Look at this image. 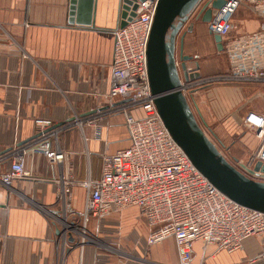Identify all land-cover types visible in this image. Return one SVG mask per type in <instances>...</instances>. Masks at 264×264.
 <instances>
[{
  "label": "crops",
  "instance_id": "crops-1",
  "mask_svg": "<svg viewBox=\"0 0 264 264\" xmlns=\"http://www.w3.org/2000/svg\"><path fill=\"white\" fill-rule=\"evenodd\" d=\"M70 2L0 0V175L11 167L5 155L35 137L38 120L62 125L78 116L94 121L59 135L64 153L61 165L29 153L24 169L31 176L15 180L10 187L0 183V264H179L173 238L147 246L154 229L138 208L114 213L100 223L91 220L81 245L79 235L71 231L66 232L64 242L61 239L72 224V213L85 208L87 191L78 183L98 182L104 155L130 146L126 116L110 113L123 103L111 96L114 31L119 27L121 0H95L94 10L91 0L89 15L85 10L78 22L77 18L70 22ZM260 29L261 19L241 6L232 18L230 35L239 37ZM207 35L215 48L213 35L209 31ZM188 47L185 55L189 56ZM227 70L198 69L202 76ZM224 86L228 87L217 92V101L227 97L232 106L224 109L221 99L219 115L231 110L239 122L223 120L221 125L231 129L217 128L216 137L223 146L231 141L226 145L231 162L241 166L262 145L257 135L244 130L243 118L249 111L264 115V85ZM234 147L238 150L233 153ZM60 180L74 184L66 203L56 197ZM133 217L142 222L143 232L136 229L125 236L122 222ZM194 250V264H264L257 238L247 239L243 249L233 254L213 255L214 248L205 254L200 243Z\"/></svg>",
  "mask_w": 264,
  "mask_h": 264
},
{
  "label": "built area",
  "instance_id": "built-area-1",
  "mask_svg": "<svg viewBox=\"0 0 264 264\" xmlns=\"http://www.w3.org/2000/svg\"><path fill=\"white\" fill-rule=\"evenodd\" d=\"M214 1L201 0L193 14L202 13ZM158 3L159 0L138 1L133 21L114 31L111 96L121 98L123 103L110 113L121 112L126 116L130 146L104 155L98 182L78 183L87 191L85 208L81 213H72V224H68L61 239L64 242L66 232L71 231L79 235L81 245L86 241V227L91 220L100 223L114 213L138 208L154 229L147 246L173 238L179 264H194L196 243L203 246L205 254L209 248H214L213 255L233 254L242 250L250 238L260 240L259 259H264V212L242 206L218 190L177 144L157 110L147 51ZM241 6H247L261 19V29L254 34L231 37L232 18ZM209 30L223 39L229 71L204 77L197 67L187 65L186 79L185 72L180 70L181 84L177 91L186 97L193 110L197 108L195 97L209 85H264V0H226L209 22ZM92 122L78 116L62 125L48 119L38 120L35 137L5 155L11 160V167L0 175V183L10 187L15 180L31 176L24 169L29 153L43 155L51 164L61 165L64 153L58 144L59 135ZM243 125L262 141L248 167L253 169L259 161L264 165V115L249 111ZM244 173L264 183V172ZM56 183L57 199L70 201L73 181Z\"/></svg>",
  "mask_w": 264,
  "mask_h": 264
},
{
  "label": "water",
  "instance_id": "water-1",
  "mask_svg": "<svg viewBox=\"0 0 264 264\" xmlns=\"http://www.w3.org/2000/svg\"><path fill=\"white\" fill-rule=\"evenodd\" d=\"M138 1L145 0H121L119 28L136 17ZM200 1L159 0L147 51L151 91L166 128L195 167L231 200L264 212V183L254 181L244 173L258 175L264 172V165L259 161L253 169L247 164L239 166L240 169L229 161L203 131L186 97L177 91L181 84L180 70L185 72L187 63L192 60L185 55V35L181 32ZM225 2L215 0L203 11L202 21L211 22ZM85 10L89 15L91 0H71L70 22H75L76 18L80 21ZM213 38L218 51H223L222 37L213 35ZM184 76L187 79L186 72Z\"/></svg>",
  "mask_w": 264,
  "mask_h": 264
},
{
  "label": "rangeland",
  "instance_id": "rangeland-1",
  "mask_svg": "<svg viewBox=\"0 0 264 264\" xmlns=\"http://www.w3.org/2000/svg\"><path fill=\"white\" fill-rule=\"evenodd\" d=\"M193 19V18H192ZM192 21H189L187 24H185L181 35L183 34V32L187 31L188 29H190ZM207 29L208 26H206L205 29H197L193 32V34L189 35L187 37V47L188 50L190 52L191 55H189L190 57H192V60L190 61L191 63V67H196L199 66L202 67L204 70H211L213 72H220V71H224L225 69H228L226 72L229 71V62L228 59L226 57V54L223 51L218 52L214 46H212V40L208 37L207 35ZM212 34V33H211ZM231 34V33H230ZM213 35V34H212ZM231 36V35H230ZM232 37V36H231ZM225 73V72H224ZM223 73H216V74H212V75H207L204 77H211V76H215V75H220ZM222 87H228V86H224V85H209L208 87L200 90L199 94L195 97V102L197 103V108L195 110H193V113L195 114V117L199 123V125L201 126V128L203 129V131L210 137V139L217 145V147L219 148V150L223 153V155L229 160L231 161L232 158V154L228 153L227 151V146H229L231 143V141H226V145H222L221 143H219L218 138L216 137V129H227L228 131H230V127L229 128H225L226 126H222L221 123L223 120H226V122H239L235 114V112L231 111L225 115H223V117H221L219 115L220 112V108L219 106H217V102H219V99L217 101V92L222 88ZM231 90V88H230ZM253 91V90H249L248 92ZM241 92H243L244 95H246V91L245 90H241ZM236 93V92H235ZM232 95V94H231ZM231 97V96H230ZM224 102V106L223 108L226 109V107L228 109H230L229 107L232 106L231 102H227V97H223L221 98ZM221 99L219 102V105H221ZM229 123V124H230ZM223 127V129H222ZM244 130H246L249 135L255 137V132L248 129L247 127H243ZM217 138V139H216ZM237 147V146H235ZM233 148V153L236 152L238 150V148ZM236 165V163H233ZM237 167H239L238 165H236ZM240 168V167H239ZM136 217H133L132 220H128V221H124L122 222V233L125 236H129L133 231H135L136 229L140 230L141 233L143 232V224H141L142 222L139 221V219H135Z\"/></svg>",
  "mask_w": 264,
  "mask_h": 264
},
{
  "label": "flooded vegetation",
  "instance_id": "flooded-vegetation-1",
  "mask_svg": "<svg viewBox=\"0 0 264 264\" xmlns=\"http://www.w3.org/2000/svg\"><path fill=\"white\" fill-rule=\"evenodd\" d=\"M202 17H203V12H202V13L192 14V15L190 16V18L188 19L187 23H188L189 21H192V23L190 24V25H191L190 29H188L187 31L183 32V34H182V35H185V38H184V45H185V46L187 45V37H188L189 35L193 34V32H194L195 30H197V29H205L206 26H208L207 32H208V31L210 32V30H209V23H204V22L202 21ZM192 18H193V19H192ZM187 23H186V24H187ZM210 33H211V32H210ZM213 39H214V38H213ZM214 45H215V48H217L215 42H214Z\"/></svg>",
  "mask_w": 264,
  "mask_h": 264
}]
</instances>
